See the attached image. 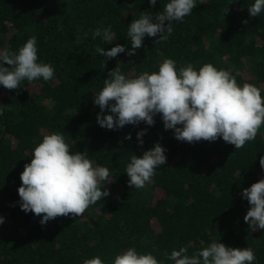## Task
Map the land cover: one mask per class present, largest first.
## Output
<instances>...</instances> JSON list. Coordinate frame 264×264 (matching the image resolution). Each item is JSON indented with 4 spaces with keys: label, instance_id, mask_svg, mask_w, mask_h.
Segmentation results:
<instances>
[{
    "label": "trees",
    "instance_id": "trees-1",
    "mask_svg": "<svg viewBox=\"0 0 264 264\" xmlns=\"http://www.w3.org/2000/svg\"><path fill=\"white\" fill-rule=\"evenodd\" d=\"M166 2L0 0V49L15 51L35 36L38 61L50 63L54 71L49 81H22L13 90L0 86V264H82L93 256L108 264L128 247L161 260L181 246L191 255L216 240L250 248L254 264H264V230H251L243 221L248 203L239 194L264 176L259 166L264 124L253 140L236 149L219 137L178 141L163 128L159 114L151 126L140 122L109 130L96 123L100 110L92 96L110 70L134 77L156 71L165 58L177 68L208 63L225 69L238 86L255 85L264 97V12L249 17L253 0H196L182 22H173L166 41L145 36L134 56L119 53L103 67L104 57L95 48L119 43L127 51L128 23L141 12L154 16ZM108 25L114 40L92 38L91 30ZM140 129H146L142 144L135 135ZM51 132L63 135L70 153L85 152L94 165L107 167L111 180L104 185L108 196L81 216H57L41 225L38 215L20 210L16 189L31 150ZM126 133L131 139H124ZM154 143L166 150L165 164L144 187L131 188L124 173L129 157ZM165 264L171 262L165 259Z\"/></svg>",
    "mask_w": 264,
    "mask_h": 264
},
{
    "label": "clouds",
    "instance_id": "clouds-1",
    "mask_svg": "<svg viewBox=\"0 0 264 264\" xmlns=\"http://www.w3.org/2000/svg\"><path fill=\"white\" fill-rule=\"evenodd\" d=\"M147 3L152 6L157 0H147ZM195 5L196 0H167L163 10L154 16L141 12L126 27L130 41L127 51L119 43L107 50L95 48L104 57L103 67L104 61L119 53L134 56L142 48L145 36L166 41L173 31V22H182ZM247 12L249 17L259 16L264 12V0H253ZM91 35L105 43L116 37L111 25L97 27L91 30ZM53 77L51 64L38 61L35 36L28 37L15 51L0 49V86L4 89H16L22 81H49ZM92 103L100 110L95 120L102 128L115 130L140 122L151 126L153 117L159 114L163 128L170 129L178 141H215L219 137L236 149L253 140L264 124V97L258 87L249 83L238 86L229 71L212 64L205 63L195 69L188 63L177 68L170 58L163 59L156 71H143L134 77L113 68L103 80L102 88L92 96ZM3 110L0 106V113ZM145 131L140 129L135 133L138 144L143 143L141 137ZM124 139H131V134L126 133ZM70 147L59 132L44 135L31 150L30 160L19 174L18 206L25 213L38 215L41 225L57 216H81L89 205L109 194L104 187L111 180L109 169L94 165L85 152L70 153ZM165 151L159 143H154L139 156L131 155L124 168L127 184L131 188L144 187L154 170L165 164ZM259 166L264 172V155L259 157ZM239 194L248 203L243 221L251 230H264V176L242 188ZM163 257L158 260L151 252L141 253L128 247L115 254L108 264H165V259L171 264H254L255 261L252 249L225 246L217 240L191 255L181 246L165 252ZM82 264L105 262L93 256L84 259Z\"/></svg>",
    "mask_w": 264,
    "mask_h": 264
}]
</instances>
